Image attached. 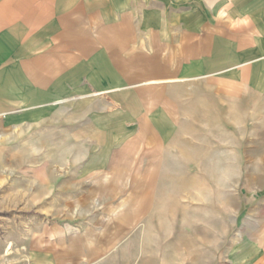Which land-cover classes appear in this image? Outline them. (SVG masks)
I'll use <instances>...</instances> for the list:
<instances>
[{"label":"crops","instance_id":"obj_1","mask_svg":"<svg viewBox=\"0 0 264 264\" xmlns=\"http://www.w3.org/2000/svg\"><path fill=\"white\" fill-rule=\"evenodd\" d=\"M90 93L105 109L96 129L142 140L144 203L160 201L147 188L170 141L210 148V123H237L264 156V133L243 127L264 124V0H0V138ZM253 208L218 242L209 224L189 247L176 229L143 228L158 241L140 263L264 264V196Z\"/></svg>","mask_w":264,"mask_h":264},{"label":"rangeland","instance_id":"obj_2","mask_svg":"<svg viewBox=\"0 0 264 264\" xmlns=\"http://www.w3.org/2000/svg\"><path fill=\"white\" fill-rule=\"evenodd\" d=\"M73 95L0 138V264H141L144 241H158L143 228L176 229L189 247L209 224L218 242L264 196L262 141L244 145L237 123H210V148L170 141L176 152L162 156L157 187L147 188L160 201L144 203L142 140L96 129L100 97ZM243 127L264 133L253 118Z\"/></svg>","mask_w":264,"mask_h":264}]
</instances>
